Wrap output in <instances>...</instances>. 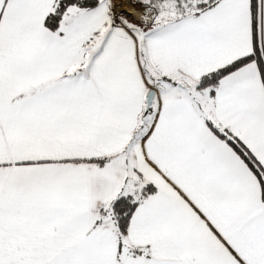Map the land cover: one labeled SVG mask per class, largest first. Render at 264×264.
<instances>
[{
	"label": "snow or ice",
	"instance_id": "6c2138e0",
	"mask_svg": "<svg viewBox=\"0 0 264 264\" xmlns=\"http://www.w3.org/2000/svg\"><path fill=\"white\" fill-rule=\"evenodd\" d=\"M0 0V264H264V0Z\"/></svg>",
	"mask_w": 264,
	"mask_h": 264
},
{
	"label": "rangeland",
	"instance_id": "374dc122",
	"mask_svg": "<svg viewBox=\"0 0 264 264\" xmlns=\"http://www.w3.org/2000/svg\"><path fill=\"white\" fill-rule=\"evenodd\" d=\"M124 7L129 12H135L137 15H139V10L135 7L134 4L131 3V0H127V2L124 4Z\"/></svg>",
	"mask_w": 264,
	"mask_h": 264
}]
</instances>
